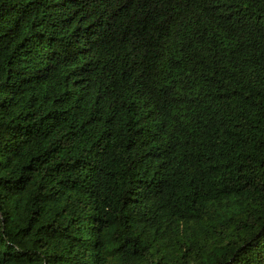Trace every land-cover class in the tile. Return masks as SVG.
<instances>
[{
    "label": "trees",
    "instance_id": "1",
    "mask_svg": "<svg viewBox=\"0 0 264 264\" xmlns=\"http://www.w3.org/2000/svg\"><path fill=\"white\" fill-rule=\"evenodd\" d=\"M0 264H264V0H0Z\"/></svg>",
    "mask_w": 264,
    "mask_h": 264
}]
</instances>
